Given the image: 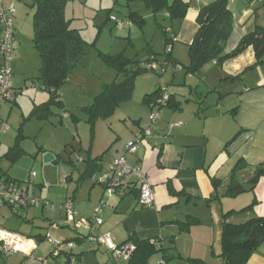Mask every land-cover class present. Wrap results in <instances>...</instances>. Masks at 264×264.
Listing matches in <instances>:
<instances>
[{
    "label": "crops",
    "instance_id": "0c3cea01",
    "mask_svg": "<svg viewBox=\"0 0 264 264\" xmlns=\"http://www.w3.org/2000/svg\"><path fill=\"white\" fill-rule=\"evenodd\" d=\"M173 1L169 0V3ZM182 1L191 3V8L184 21L173 24V30L177 31L174 42L189 47L199 30L196 23L199 10L216 0ZM236 1L237 12L240 13L237 26H244L256 14L251 8L256 0ZM9 2L12 4L13 0ZM229 8L232 11L230 5ZM232 13L235 21V14ZM17 14L16 8L15 27ZM254 26V29L264 27L259 17ZM120 27L123 29L124 26ZM126 27V36L132 40L134 25L128 20ZM250 32L244 26L237 40ZM174 48L172 56L178 64L173 65L174 78L176 80L180 76L179 88H173V83L166 87L169 94L175 96L174 103L179 109L162 108L155 123L150 120L151 135L136 154H129L127 145L142 131L149 129L138 123L140 128L115 132L118 143L114 145L112 157L104 164L106 169L114 159L125 157L130 165L142 167L154 188V206L139 207L138 192L133 190L109 198L101 185L88 178L90 184L86 181L71 192L75 218H92L96 208L105 200L101 213L103 225L92 229L82 228L81 235L110 233L117 246L132 244L135 239L148 241L156 247L172 248V256H179L172 261L178 260L182 264H188L189 260L223 264L220 256L224 216L232 214L228 221L233 224L245 223L253 217L264 218V178L258 182L253 193L236 198L223 197L240 160H245L251 169L264 163V63L257 64L254 49L250 47L222 66L213 62L209 70L202 68L196 74H191L185 69L190 62L186 64L180 50L175 52ZM148 58L147 55L141 60ZM166 67L165 72L168 70ZM179 67L182 72H176ZM247 174L249 171L242 173V179ZM9 177L17 180L10 174ZM213 180L217 181V190ZM217 196L219 199L212 200ZM255 200L257 204L254 209L244 212ZM190 220L197 223L188 231L182 230L181 224ZM102 249L105 254L101 260L109 264L106 261V256H109L114 261L106 247L88 241L78 242L70 258L76 264H85L90 253H99ZM94 255L97 259L98 255ZM155 257L150 258L149 263ZM58 260L54 264L64 263L67 257L62 255ZM158 260L156 264L172 262L166 263L164 258ZM247 264H264V245L249 258Z\"/></svg>",
    "mask_w": 264,
    "mask_h": 264
},
{
    "label": "rangeland",
    "instance_id": "374dc122",
    "mask_svg": "<svg viewBox=\"0 0 264 264\" xmlns=\"http://www.w3.org/2000/svg\"><path fill=\"white\" fill-rule=\"evenodd\" d=\"M9 1L4 2L5 6L13 5L18 11L11 64L17 93L14 100L0 105V119L6 124L5 130L0 133V167L18 181L30 183V195L37 200H47V204L19 210L17 215L9 208H0V229L31 237L38 246L35 255L48 258L54 250V241L77 234L75 228L65 226L66 213L62 205L65 204L66 197V200L73 199V189L89 181L84 175L88 159L104 157L107 162L115 151L114 145L118 143L115 132L140 128L138 123L151 130L149 124L152 110L144 102L145 96L153 93L159 85L167 90L168 85L173 83V88L178 89L180 76L175 80V67L168 65L166 72L138 77L132 99L122 103L109 119L99 117L95 126H92L84 109L94 104L103 86L118 79L115 70L105 64L100 53L112 56L123 53L127 58L141 60L149 51H154L162 59L167 48L162 28L170 27L171 22L163 13L154 14L142 0H68L65 14L71 20V28L79 30L86 41L95 42V48L88 53L69 82L61 89L59 99L63 101V106H52V113H46L44 118L32 116L35 106L49 100V94L43 89L41 80L42 61L33 41L35 9L31 7V0H13L14 4ZM229 5L236 20L227 51L237 46L240 41L237 40L238 35L244 26L250 32L258 17L264 26V7L259 8V1L251 6L256 14L244 26H237L240 19L237 1L230 0ZM135 12L145 19V24L142 29L133 24L130 40L126 36V21ZM122 25L124 27L120 29ZM174 46V51L180 50L183 61L188 64L189 47L174 42L168 45L167 51ZM212 63L206 64L203 69L209 70ZM177 69L179 70L176 72L183 71L181 67ZM160 111L158 110L157 115ZM15 145H19L24 155L12 165L6 158V153ZM33 173L37 177L30 181ZM38 236L44 239L38 241ZM66 247L63 249L67 250ZM90 254L91 256L86 257L85 264L104 263L101 260L105 254L104 249ZM94 254L98 255L97 259ZM154 256L156 259L153 258L149 264H156L158 259H163L161 253ZM111 259L106 256L109 264H126L122 259ZM49 260L54 264L52 257ZM73 263L76 264L75 260ZM0 264L32 263L26 256L18 254L0 259ZM170 264L182 262L175 260Z\"/></svg>",
    "mask_w": 264,
    "mask_h": 264
},
{
    "label": "trees",
    "instance_id": "16d2710c",
    "mask_svg": "<svg viewBox=\"0 0 264 264\" xmlns=\"http://www.w3.org/2000/svg\"><path fill=\"white\" fill-rule=\"evenodd\" d=\"M229 1L216 0L199 10L196 17L199 30L193 43L189 46L190 63L188 66H185L188 73L196 74L206 64L211 62H216L219 66H222L226 61L238 57L250 47L254 49L257 64L264 63V27L257 26L252 32L244 35L234 49L227 51V44L234 26V17L229 8ZM246 1L253 2L255 0ZM31 2V7L35 9L33 15V41L42 61L41 80L43 81V89L49 94V100L46 103L35 106L32 116L44 118L48 113H52V106H63V101L59 99L61 97V89L69 82L75 70L88 53L95 48V42L90 43L86 41L79 30L71 28V20H68L65 14L68 0H31ZM142 2L154 14L163 13L170 20L171 26L162 28L168 48V45L173 44L177 37V31L173 30V24L185 20L191 8V3H185L182 0H174L172 4L169 3V0H142ZM260 3L259 8L264 7V0H261ZM128 18L132 24H136L140 29L143 28L145 19L139 13H131ZM167 48L165 56L162 59H160L161 56L159 54L154 53V51H149L148 56L150 58L145 61L127 58L123 53L116 56L100 53L105 64L115 70L118 79L111 84L103 86L94 104L84 109L90 117L89 123L95 126L99 117L109 119L122 103L131 100L138 77L160 71L163 72L168 65H178L173 59L172 47L168 51ZM152 63H156L159 70H148L147 65ZM162 89L159 88L155 92L146 95L144 102L152 111L155 108L158 111L165 107L178 110L179 107L175 105V96L173 95H169V100L165 103L159 104V100L162 97ZM41 114L43 115L41 116ZM23 155L24 151L19 145H15L8 150L6 158L12 165H15ZM86 163L84 173L86 178L93 179L96 174L104 170V157L89 158ZM0 170L8 181L10 180L17 185L23 183L22 181L10 178L9 173L1 167ZM247 171H249V174L242 179V173ZM262 178H264V163L251 169L245 160H240L233 170L231 183L227 187L223 197L236 198L246 193H253ZM213 182L216 187L215 190H217V181L213 180ZM133 191L137 192V190ZM32 198H34L33 195ZM217 199H219V196L214 197L212 200ZM71 200L73 201V199ZM43 201L47 204V200ZM102 202H104L103 209L106 201L103 200ZM256 204L257 200L243 211H252ZM62 206L64 209V205ZM30 207L36 206L24 207L21 210ZM14 214H19V211ZM230 215L232 214L229 213L224 216L222 254L220 258L223 264H247L249 258L257 253L264 245V218L253 217L245 223L233 224L228 221ZM195 223H197L196 220H190L187 223L181 224V229L188 231ZM65 226L75 228L67 223H65ZM75 230L77 232L76 236L62 242L63 244L60 246L57 256H55L57 246L54 244V250L50 254L54 262H57L62 255H65L67 260L62 264H74L70 258V253L73 249L69 250L66 247L67 250H65L63 247L69 242H75L77 244L78 242L86 241L85 239L92 235L83 236L76 228ZM26 238L32 240L31 237ZM43 239L41 236L37 237L38 241H42ZM132 244L135 245L136 251L131 259L126 261V264H149L150 258L157 253L163 254L166 263H170L172 260L179 258L178 255L172 256L170 253L172 248L164 249L162 247H156L148 241L138 239H135ZM111 256L113 257L112 254ZM50 257L45 258L48 260V264H52L49 260ZM188 264L204 263L200 260H189Z\"/></svg>",
    "mask_w": 264,
    "mask_h": 264
},
{
    "label": "built area",
    "instance_id": "2783aa9c",
    "mask_svg": "<svg viewBox=\"0 0 264 264\" xmlns=\"http://www.w3.org/2000/svg\"><path fill=\"white\" fill-rule=\"evenodd\" d=\"M5 0H0V105L3 102L14 100L16 97V89L13 84L12 74V59L14 52V44L16 37L15 15L16 8L11 5L6 7ZM150 71L159 70L156 63L147 65ZM168 89H162V97L159 104L169 100ZM157 109H153L152 123L158 118ZM6 128L5 122L0 119V133ZM151 135L150 130L142 131L136 136L134 141L127 145L129 154H136L146 139ZM36 173L30 175V181L36 178ZM95 183L101 185L107 197L111 198L125 191L137 190L138 206L141 208H151L154 206L155 193L154 188L148 178L146 171L140 166H133L127 162L125 157L114 159L101 173L96 174L93 179ZM23 184H27L24 186ZM30 183H22L17 185L4 177L0 170V208L6 207L17 213L19 210L28 206L40 207L45 205L43 200L32 198L29 193ZM100 204L95 210V214L89 219H76L74 211V201L67 200L64 204L66 213V223L74 226L77 230L82 228L92 229L97 226H102L104 221L101 217L102 206ZM86 241L90 244H98L107 248V250L116 259L129 261L136 251L134 244H124L117 246L113 242L110 233H105L101 236H89ZM57 246L55 256L59 254V248L63 243L54 241ZM69 250L74 249L77 244L75 242L67 243ZM37 246L33 240L7 230L0 229V259L11 257L16 254H22L30 259L32 264H48V260L42 257H37L35 251Z\"/></svg>",
    "mask_w": 264,
    "mask_h": 264
}]
</instances>
